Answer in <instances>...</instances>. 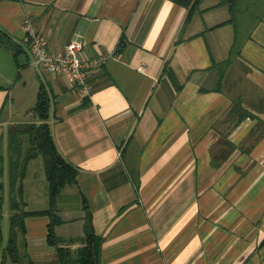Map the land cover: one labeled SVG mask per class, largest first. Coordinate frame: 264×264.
<instances>
[{
    "label": "crops",
    "instance_id": "1",
    "mask_svg": "<svg viewBox=\"0 0 264 264\" xmlns=\"http://www.w3.org/2000/svg\"><path fill=\"white\" fill-rule=\"evenodd\" d=\"M248 2L229 21L219 0L187 20L172 0H0V264H58L56 246L76 250L90 231L99 264H264V14L239 16ZM26 17L50 51L79 41L82 59L107 56L90 95L31 62ZM39 88L76 169L51 216L41 155L10 174Z\"/></svg>",
    "mask_w": 264,
    "mask_h": 264
},
{
    "label": "trees",
    "instance_id": "2",
    "mask_svg": "<svg viewBox=\"0 0 264 264\" xmlns=\"http://www.w3.org/2000/svg\"><path fill=\"white\" fill-rule=\"evenodd\" d=\"M181 6H184L188 13L187 18L191 17L194 9L202 0H172ZM237 0H219V4L228 5L230 12L232 14L229 21L233 20L236 13ZM218 4V5H219ZM235 26L236 22H232ZM236 28L241 31L236 25ZM243 30H247L248 27L242 26ZM242 30V31H243ZM243 33V32H242ZM240 38V33H236ZM1 35V34H0ZM238 45H234L232 48V53L236 51ZM229 61L223 64H217V69L220 70L218 76L224 75V70ZM49 97L46 95L43 88H39L37 93V101L34 104L32 111L36 115V121L27 123L26 131L27 137L24 141H18L16 137V129L12 133L10 138V174L12 177L15 174L20 175L24 171L25 164L30 159L41 155L44 162L46 178L50 184V195H49V208L44 212L48 213L50 216L54 212V205L58 192L63 188V186L70 181L75 179L76 169L75 167L66 160L58 151L53 137L50 132L49 124L46 121L49 111ZM25 146V147H24ZM23 149L24 155H23ZM12 218V224H18L20 230L23 232L24 225L22 219ZM55 221L51 217V221L47 228V241L49 244H56V235L54 231ZM13 244L10 242L8 249L10 253L13 254ZM98 237L90 231L85 234L84 243L76 250H72L67 246H56L57 253V263L58 264H99L98 258ZM17 261V258H13Z\"/></svg>",
    "mask_w": 264,
    "mask_h": 264
},
{
    "label": "built area",
    "instance_id": "3",
    "mask_svg": "<svg viewBox=\"0 0 264 264\" xmlns=\"http://www.w3.org/2000/svg\"><path fill=\"white\" fill-rule=\"evenodd\" d=\"M24 25L26 27L24 39L28 44L32 58L31 62L39 64L46 72L65 76L72 87L86 95H90L93 87L87 79L88 73L92 68L102 64L107 56L82 59L79 55L81 49V42L79 41L66 43L59 51H50L47 49L36 24L30 17H26Z\"/></svg>",
    "mask_w": 264,
    "mask_h": 264
},
{
    "label": "rangeland",
    "instance_id": "4",
    "mask_svg": "<svg viewBox=\"0 0 264 264\" xmlns=\"http://www.w3.org/2000/svg\"><path fill=\"white\" fill-rule=\"evenodd\" d=\"M249 4V8L247 7L248 10L244 11V12H240L238 13L239 16H244L246 15L247 18H250L251 20L253 21H256L260 18V16L262 14H264V0H249L248 2ZM239 16H238V19H239ZM240 24H241V20H239ZM241 30H243L242 26H241ZM239 71V73H241L243 71V67H238L237 69ZM219 71L217 69V73H216V81L214 82L215 86L216 87H222V79H223V76L219 77L218 74H219ZM26 126H20L16 129V137L18 138V141H21L23 139H25L27 137V133H25L26 131ZM5 172V170H4ZM8 206V205H7ZM3 212L4 214L6 213V204L3 206ZM7 220V218L5 219ZM8 221V220H7ZM4 231L7 233V231L4 229Z\"/></svg>",
    "mask_w": 264,
    "mask_h": 264
}]
</instances>
